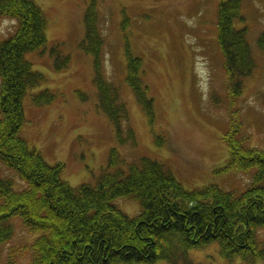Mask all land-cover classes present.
<instances>
[{"label":"rangeland","instance_id":"rangeland-1","mask_svg":"<svg viewBox=\"0 0 264 264\" xmlns=\"http://www.w3.org/2000/svg\"><path fill=\"white\" fill-rule=\"evenodd\" d=\"M33 1L48 20L47 45L27 55L44 81L25 98L22 136L50 165H64L63 180L72 187L95 184L109 165L112 150H117L127 163L142 157L162 163L189 191L209 184L226 191L247 187L250 174L217 173L229 158L224 142L229 120L223 106L217 105L227 93L228 78L218 47L219 5L227 0ZM241 3L245 20L236 21V28H247L255 69L242 80L240 119L248 145L264 148V51L258 42L264 34V0ZM92 4L104 40L100 75L118 88V105L129 112L121 119V134L100 108L95 57L82 49L83 21ZM15 28L14 20L0 18V42ZM128 53L142 61L140 88L152 99V120L124 80ZM46 90L55 95L54 101L34 105L33 96ZM3 178L12 179L18 190L26 187L15 171L0 162ZM116 204L131 217L140 211L134 201L119 199ZM15 227V235L0 247V264H9L10 252L33 238L21 222ZM259 238L264 243V230ZM189 256L196 264H242L240 259L224 260L217 245L193 250ZM17 264H29V256L23 255Z\"/></svg>","mask_w":264,"mask_h":264},{"label":"trees","instance_id":"trees-1","mask_svg":"<svg viewBox=\"0 0 264 264\" xmlns=\"http://www.w3.org/2000/svg\"><path fill=\"white\" fill-rule=\"evenodd\" d=\"M241 1H223L218 12V47L228 79L227 93L217 105L229 120L224 139L229 158L217 173L244 172L251 175L250 181L242 191H226L217 184L189 191L162 163L148 157L127 163L117 150H112L95 184L72 187L62 179L63 164L50 165L29 146L22 136L24 101L44 76L33 69L27 55L45 49L48 20L33 0H0V18L16 22L15 31L0 42V162L26 185L18 190L12 179H0V247L15 235L17 222L33 235L10 252L9 264H17L23 255L29 256V264H196L189 252L212 245L228 262L264 261L259 238L264 230V148L248 145L238 103L242 80L255 69L247 28H236V21L245 20ZM83 22L82 49L95 57L100 108L121 134V119L129 112L118 105V88L100 75L104 40L94 4ZM258 42L264 51V34ZM128 57L124 80L152 120V99L140 88L142 61ZM54 99L46 90L32 102L43 106ZM119 199L139 203V213H124L116 204Z\"/></svg>","mask_w":264,"mask_h":264}]
</instances>
